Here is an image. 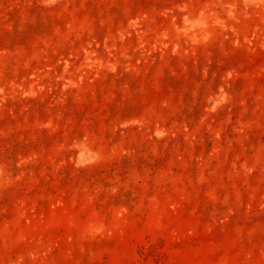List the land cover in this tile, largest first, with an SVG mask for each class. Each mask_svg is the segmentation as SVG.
I'll list each match as a JSON object with an SVG mask.
<instances>
[{"label":"rangeland","instance_id":"1","mask_svg":"<svg viewBox=\"0 0 264 264\" xmlns=\"http://www.w3.org/2000/svg\"><path fill=\"white\" fill-rule=\"evenodd\" d=\"M0 264H264V0H0Z\"/></svg>","mask_w":264,"mask_h":264}]
</instances>
